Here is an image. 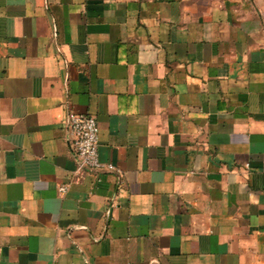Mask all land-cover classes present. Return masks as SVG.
Here are the masks:
<instances>
[{
  "label": "crops",
  "instance_id": "1",
  "mask_svg": "<svg viewBox=\"0 0 264 264\" xmlns=\"http://www.w3.org/2000/svg\"><path fill=\"white\" fill-rule=\"evenodd\" d=\"M0 264H264V0H0Z\"/></svg>",
  "mask_w": 264,
  "mask_h": 264
},
{
  "label": "built area",
  "instance_id": "2",
  "mask_svg": "<svg viewBox=\"0 0 264 264\" xmlns=\"http://www.w3.org/2000/svg\"><path fill=\"white\" fill-rule=\"evenodd\" d=\"M67 140L77 159L74 180L91 170H112L113 166L100 161L98 153V123L93 115L70 111L65 122ZM66 189L59 186L60 192Z\"/></svg>",
  "mask_w": 264,
  "mask_h": 264
}]
</instances>
